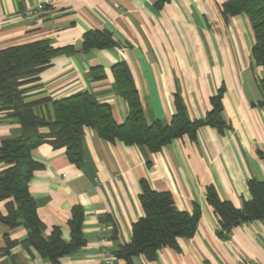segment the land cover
Wrapping results in <instances>:
<instances>
[{
	"label": "crops",
	"instance_id": "crops-1",
	"mask_svg": "<svg viewBox=\"0 0 264 264\" xmlns=\"http://www.w3.org/2000/svg\"><path fill=\"white\" fill-rule=\"evenodd\" d=\"M0 0V49L49 39L56 54L40 80L29 84L26 100L49 99L40 114L54 118L53 101L82 92L112 107L118 123L130 109L118 87L113 67L126 63L149 123H169L179 97L190 120L205 119L212 98L223 88V131L201 126L195 138H176L158 152L145 145H126L101 138L93 129L82 137L83 159L71 162L65 148L44 143L32 151L41 167L29 183L37 212L46 226L70 241L69 221L75 207L84 212L86 245L60 259L62 264H106L103 250L131 241L143 216L141 180L154 190L171 192L179 209L201 216L196 233L180 238L179 249L164 247L157 259L143 255L135 264H264V219L242 223L225 236L207 201L209 187L222 200L242 208L251 199L250 180L264 181V106L260 78L253 64L255 36L246 15H224L226 0ZM44 3L37 17L26 9ZM90 30L112 34L116 45L85 51ZM20 123L0 105V145L18 136ZM7 165L0 162V172ZM6 201L0 210L6 213ZM8 234L15 244L2 253ZM24 226L0 222V264H52L36 249H26ZM115 264H126L116 257Z\"/></svg>",
	"mask_w": 264,
	"mask_h": 264
},
{
	"label": "trees",
	"instance_id": "trees-1",
	"mask_svg": "<svg viewBox=\"0 0 264 264\" xmlns=\"http://www.w3.org/2000/svg\"><path fill=\"white\" fill-rule=\"evenodd\" d=\"M170 0H158L157 8ZM224 15H246L252 26L255 44L252 48L253 64L264 71V0H226ZM116 45L112 34L103 30H90L84 35L83 49L110 48ZM64 48H56L49 39H39L0 49V105L1 110L21 126L18 136L5 139L0 145V162L7 167L0 172V202L6 201V213L0 210V222L9 228L24 226L27 238L22 242L26 249L34 248L52 264H62L60 259L86 245L83 233L84 212L75 207L69 221L71 239L65 241L62 231L55 227L45 236L46 226L37 212L29 183L41 165L33 159L32 151L44 143L55 149L65 148L69 160L79 164L83 159L82 137L86 129L95 130L110 142L126 145H145L152 152L160 151L176 138L185 135L195 138L198 129L211 125L223 131L227 124L222 118L223 88L212 98V110L205 119L190 120L179 97L175 98V113L167 123L160 120L149 123L138 90L126 63H118L113 72L121 96L128 101L129 115L118 123L112 107L97 100L91 93L82 92L53 101L54 118L39 113L41 105L49 99L26 100L29 84L40 80V74L50 66L52 58ZM264 106V75L260 78ZM264 158V154H262ZM139 195L144 214L134 224L131 241L113 251L126 264H135L133 258L143 255L148 261L157 259L164 247L179 249L180 238H190L197 230L200 208L193 213L181 210L171 192L154 190L147 180H141ZM251 199L242 208L222 200L214 187L207 191V201L220 220V235L225 236L234 227L254 220L264 219V181L250 180ZM9 254L15 244L6 234ZM18 264V263H15ZM25 264V263H20Z\"/></svg>",
	"mask_w": 264,
	"mask_h": 264
},
{
	"label": "built area",
	"instance_id": "built-area-1",
	"mask_svg": "<svg viewBox=\"0 0 264 264\" xmlns=\"http://www.w3.org/2000/svg\"><path fill=\"white\" fill-rule=\"evenodd\" d=\"M45 8L44 3H39L36 6L28 8L25 10L24 14L29 17H37L38 14ZM104 258L106 264H115L116 256L114 252L110 248H105L103 250ZM241 264H255L253 260H244Z\"/></svg>",
	"mask_w": 264,
	"mask_h": 264
}]
</instances>
